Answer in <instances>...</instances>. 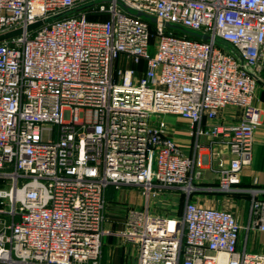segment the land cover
<instances>
[{
    "label": "built area",
    "instance_id": "2783aa9c",
    "mask_svg": "<svg viewBox=\"0 0 264 264\" xmlns=\"http://www.w3.org/2000/svg\"><path fill=\"white\" fill-rule=\"evenodd\" d=\"M138 13L157 20L154 32ZM37 22L0 44V264H101L109 186L189 197L200 173L164 116L192 136L202 118L238 108L235 123L197 135L228 140L221 188L240 182L261 122L250 70L264 62V0H0V34ZM140 62L142 76L129 67ZM248 228L264 232V200L252 201ZM240 229L187 200L181 219L129 210L120 236L136 264H264L237 250Z\"/></svg>",
    "mask_w": 264,
    "mask_h": 264
},
{
    "label": "crops",
    "instance_id": "0c3cea01",
    "mask_svg": "<svg viewBox=\"0 0 264 264\" xmlns=\"http://www.w3.org/2000/svg\"><path fill=\"white\" fill-rule=\"evenodd\" d=\"M129 67L134 68L139 76H142L146 70L144 62L131 64ZM250 71L256 79L253 104L260 111L261 122L254 135L251 164L239 173L240 182L232 185L227 191L221 188L222 170L217 167V162L221 160L224 168H228L230 162L228 140L221 136L213 138L197 135L198 130L205 131L211 125L235 123L240 117L238 108L225 107L218 112L214 121L202 118L200 124L192 127V136L185 133L190 129L187 121L178 119L181 126L177 128L170 124L174 117L164 116L163 120L166 119L164 121L170 129L169 136L178 144L183 154L195 162L193 173H200V177L192 181L195 190L187 197L177 188H154L146 195L141 187L123 186L118 189L113 186L107 187L101 264H136V250L120 236L129 210H146L181 219L187 200L199 206L231 213L241 227L237 250L264 256V232L248 228L252 201L264 200V62L260 61L259 67ZM197 161L201 163L199 167Z\"/></svg>",
    "mask_w": 264,
    "mask_h": 264
},
{
    "label": "water",
    "instance_id": "95a60500",
    "mask_svg": "<svg viewBox=\"0 0 264 264\" xmlns=\"http://www.w3.org/2000/svg\"><path fill=\"white\" fill-rule=\"evenodd\" d=\"M137 15L142 17V18H144V19H146L150 23H155V24L157 23V20L154 17H151V16L143 14V13H138ZM42 25H43V22H37L35 24H32V25L26 27L25 29H16V30L4 33V34H0V44L4 43V42H6V41H8L10 39H13L15 37H18V36L24 34L25 32L26 33L32 32V31L40 28ZM162 27L165 30L176 32V33H178L180 35L191 37V38H194V39H197V40H201V41L210 40V37L207 36V35L193 33L191 31H188V30H186V29H184V28H182L180 26H177V25H172V24H169V23H163Z\"/></svg>",
    "mask_w": 264,
    "mask_h": 264
},
{
    "label": "rangeland",
    "instance_id": "374dc122",
    "mask_svg": "<svg viewBox=\"0 0 264 264\" xmlns=\"http://www.w3.org/2000/svg\"><path fill=\"white\" fill-rule=\"evenodd\" d=\"M90 20H94V18L92 17V18H89ZM157 27V24H155V23H150V29H151V31L152 32H154L155 31V28ZM166 32L168 31V30H165ZM176 33V32H175ZM178 34V33H177ZM154 42V39H152L151 40V43H153ZM149 52H150V55H153L154 54V48L153 47H150V50H149ZM170 117H174V118H172L171 120H172V123H170V124H173V126H175V127H177V128H180V121L178 120V119H180V118H177L176 116H170ZM164 120H166V119H164ZM6 208V207H5Z\"/></svg>",
    "mask_w": 264,
    "mask_h": 264
},
{
    "label": "trees",
    "instance_id": "16d2710c",
    "mask_svg": "<svg viewBox=\"0 0 264 264\" xmlns=\"http://www.w3.org/2000/svg\"><path fill=\"white\" fill-rule=\"evenodd\" d=\"M106 19H107V16H106V15H102L101 17L98 18V20H101V21H104V20H106ZM149 25H150V23H149ZM169 33L173 34L174 36H178V37H182V36H183V35L177 34V33L172 32V31H167V32H166V34H169ZM186 38H187V39H191V40H196V39H194V38L187 37V36H186Z\"/></svg>",
    "mask_w": 264,
    "mask_h": 264
}]
</instances>
